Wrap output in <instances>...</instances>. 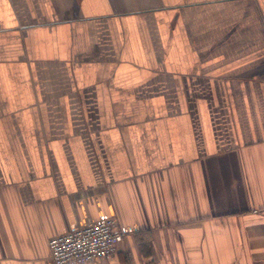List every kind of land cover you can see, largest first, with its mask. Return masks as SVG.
<instances>
[{
    "label": "crops",
    "instance_id": "0c3cea01",
    "mask_svg": "<svg viewBox=\"0 0 264 264\" xmlns=\"http://www.w3.org/2000/svg\"><path fill=\"white\" fill-rule=\"evenodd\" d=\"M109 216L98 264H264V0H0V264Z\"/></svg>",
    "mask_w": 264,
    "mask_h": 264
},
{
    "label": "built area",
    "instance_id": "2783aa9c",
    "mask_svg": "<svg viewBox=\"0 0 264 264\" xmlns=\"http://www.w3.org/2000/svg\"><path fill=\"white\" fill-rule=\"evenodd\" d=\"M127 231L109 216L51 237L48 241L54 264H98L116 253Z\"/></svg>",
    "mask_w": 264,
    "mask_h": 264
}]
</instances>
